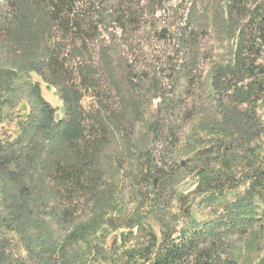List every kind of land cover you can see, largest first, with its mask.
<instances>
[{"label": "trees", "instance_id": "obj_1", "mask_svg": "<svg viewBox=\"0 0 264 264\" xmlns=\"http://www.w3.org/2000/svg\"><path fill=\"white\" fill-rule=\"evenodd\" d=\"M95 2L0 0V227L11 231L25 251L17 255L11 242H0V264H86L94 255L110 259L96 235L117 208L113 188L101 190L99 153L109 125L100 113L88 114L82 94L64 84L72 77L69 60L83 53L96 28L90 10ZM230 3L227 20L237 25V49L213 68L207 97L220 118L212 120L219 138L180 158L182 137L173 139L174 126L185 121L181 101L164 98L150 126L154 146L143 151L134 192L143 204L161 210L158 199L164 192L155 191L170 193L176 176L192 167L201 178L196 209L208 211V218L193 214V200H184L179 214L167 206L158 214L160 235L148 228L147 240L121 255L124 264H239V239L264 229V0ZM33 74L61 88L59 121ZM79 75L89 89L90 75ZM171 110L173 117L162 127L161 117ZM158 139L172 147L170 160L157 158Z\"/></svg>", "mask_w": 264, "mask_h": 264}, {"label": "rangeland", "instance_id": "obj_2", "mask_svg": "<svg viewBox=\"0 0 264 264\" xmlns=\"http://www.w3.org/2000/svg\"><path fill=\"white\" fill-rule=\"evenodd\" d=\"M95 1V7L90 10L96 28L90 33L92 38L88 44L83 46V53L69 60L72 77L65 79L64 84L82 94L81 105L88 114L100 113L109 125L99 153V165L104 173L101 190L113 188L117 208L109 211L107 224L96 235L111 261L104 262L102 255H94L86 264L100 261L101 264H124L121 255L144 243L148 228L160 235L158 214L165 213L167 206L172 213L179 214L193 200V214L201 221L208 218V211L196 209L199 198L194 196L201 178L192 167L176 176L170 193L165 189L155 191L154 194L164 192L158 199L164 206L161 210L156 211L148 202L143 204L142 195L134 192L139 187L143 151L154 146L150 126L164 98L181 101L180 112L185 121L174 126L176 137L173 139L182 137L180 158L192 157L193 152L211 146L219 138L212 128L215 126L212 120L220 118L213 105L210 108L207 97L212 89L213 68L216 64H225L236 52L237 25L227 20L231 0ZM233 8L238 10L236 6ZM233 20L239 22V13ZM227 23L233 24V29ZM80 71L90 75L89 89L81 82ZM32 80L41 85L43 96L57 109L61 119L64 107L61 88L48 86L37 74L32 75ZM172 112L164 114L159 125L168 123ZM15 129L14 123L9 124L12 135ZM171 148L158 139L154 151L157 158L170 160ZM183 196L188 198L182 203ZM138 217V223L130 226ZM12 235L0 227V242H11L10 248L15 254H25L21 243L16 237L12 239ZM239 244L242 248L239 264H264V229L260 234H247L239 239Z\"/></svg>", "mask_w": 264, "mask_h": 264}, {"label": "water", "instance_id": "obj_3", "mask_svg": "<svg viewBox=\"0 0 264 264\" xmlns=\"http://www.w3.org/2000/svg\"><path fill=\"white\" fill-rule=\"evenodd\" d=\"M56 118L58 121L60 120V114L59 113L56 114Z\"/></svg>", "mask_w": 264, "mask_h": 264}, {"label": "bare ground", "instance_id": "obj_4", "mask_svg": "<svg viewBox=\"0 0 264 264\" xmlns=\"http://www.w3.org/2000/svg\"><path fill=\"white\" fill-rule=\"evenodd\" d=\"M142 234V233H141Z\"/></svg>", "mask_w": 264, "mask_h": 264}]
</instances>
